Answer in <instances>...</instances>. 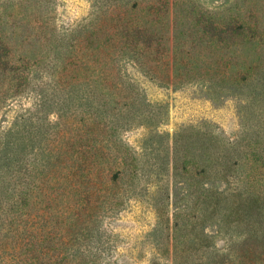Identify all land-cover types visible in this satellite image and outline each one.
<instances>
[{
    "label": "rangeland",
    "instance_id": "374dc122",
    "mask_svg": "<svg viewBox=\"0 0 264 264\" xmlns=\"http://www.w3.org/2000/svg\"><path fill=\"white\" fill-rule=\"evenodd\" d=\"M113 3L123 0H0V264H18L32 240L17 233L32 211L28 173L76 171L79 149L98 191L47 207L49 255L264 260V0L157 4L164 68L152 77L117 49L104 85L84 53L108 41Z\"/></svg>",
    "mask_w": 264,
    "mask_h": 264
},
{
    "label": "trees",
    "instance_id": "16d2710c",
    "mask_svg": "<svg viewBox=\"0 0 264 264\" xmlns=\"http://www.w3.org/2000/svg\"><path fill=\"white\" fill-rule=\"evenodd\" d=\"M157 4L166 6L168 0H152L147 5H143V0H135L132 5H130V0L113 3L108 18L103 19V22L107 23L105 27H108V41L98 45L95 50H87L89 53H84L93 58V64L97 67L104 85H108V81L111 82L117 77L118 70L114 58L117 49H121L123 54L128 48L133 49L134 53L130 51L133 63L152 77H155L164 68L157 62L162 42V37L157 34V27L160 23ZM2 48L0 64L5 65L9 61L8 46L5 44ZM164 56L167 58L168 54ZM88 152L86 149L78 150L76 158L73 159V162H76V171H51L43 168L38 169L36 171L38 173L35 172V169L34 173H28L29 177L32 175V180L26 184L23 199L25 200L24 207H27L31 201L32 211L31 214L25 215L23 223H19L17 233L24 232L27 234V238L32 240L25 243L27 251L18 259V264H82V257L76 259V254L71 255L66 251L49 255L45 248V240L41 235H43V225L48 217L47 207L53 204L56 197L66 195V198L69 196L75 198L79 194L84 201L97 193L98 190L94 186L85 184L95 175L91 168L93 159ZM76 176L80 180L78 186H76ZM74 225L76 226V219L72 225L66 227V233H71L75 228ZM67 244L68 242H64L63 246H67ZM18 248L22 249L21 243ZM184 256V254L175 252L170 253L172 264H189L186 259H183ZM256 256L248 251H242L236 260L228 255H223L218 260L215 257L208 264L264 263L263 259L256 261Z\"/></svg>",
    "mask_w": 264,
    "mask_h": 264
}]
</instances>
